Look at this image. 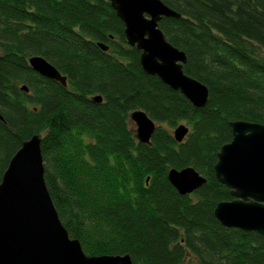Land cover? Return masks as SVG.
Returning <instances> with one entry per match:
<instances>
[{
  "label": "trees",
  "instance_id": "trees-1",
  "mask_svg": "<svg viewBox=\"0 0 264 264\" xmlns=\"http://www.w3.org/2000/svg\"><path fill=\"white\" fill-rule=\"evenodd\" d=\"M162 1L182 16L159 27L186 54L185 74L208 87L204 108L145 74L108 0H0V184L39 135L47 188L87 256L264 264V236L225 228L214 214L233 200L215 173L231 122L264 124V0ZM35 56L67 87L36 73ZM135 111L156 123L150 145L136 137ZM182 124L189 133L179 143L173 132ZM189 167L207 182L182 196L168 175Z\"/></svg>",
  "mask_w": 264,
  "mask_h": 264
},
{
  "label": "water",
  "instance_id": "water-1",
  "mask_svg": "<svg viewBox=\"0 0 264 264\" xmlns=\"http://www.w3.org/2000/svg\"><path fill=\"white\" fill-rule=\"evenodd\" d=\"M125 25L129 46L140 52L145 74L158 77L183 94L196 108H204L209 89L184 72L186 54L172 45L160 29L164 18L181 14L162 0H108ZM99 46L108 51L109 47ZM39 75L67 87V78L44 57L29 59ZM22 90L29 91L27 86ZM95 96L94 103L102 102ZM0 119L4 121L0 115ZM136 137L151 144L156 123L143 111L131 114ZM233 139L218 154L217 180L231 190L232 201L221 202L215 217L225 228L264 236V124L231 122ZM177 142L187 137L182 124L173 132ZM42 137L34 135L11 159L0 184V264H133L130 255L87 256L79 240L72 239L60 220L45 182ZM169 182L182 195L197 191L207 180L194 168L171 170ZM148 182V180H147Z\"/></svg>",
  "mask_w": 264,
  "mask_h": 264
},
{
  "label": "rangeland",
  "instance_id": "rangeland-1",
  "mask_svg": "<svg viewBox=\"0 0 264 264\" xmlns=\"http://www.w3.org/2000/svg\"><path fill=\"white\" fill-rule=\"evenodd\" d=\"M130 117H131V115H130ZM134 124V123H133ZM134 126H135V130H136V125L134 124Z\"/></svg>",
  "mask_w": 264,
  "mask_h": 264
}]
</instances>
